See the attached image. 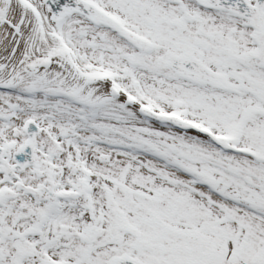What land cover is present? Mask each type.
Instances as JSON below:
<instances>
[{
  "label": "snow or ice",
  "instance_id": "6c2138e0",
  "mask_svg": "<svg viewBox=\"0 0 264 264\" xmlns=\"http://www.w3.org/2000/svg\"><path fill=\"white\" fill-rule=\"evenodd\" d=\"M0 264H264V0H0Z\"/></svg>",
  "mask_w": 264,
  "mask_h": 264
}]
</instances>
